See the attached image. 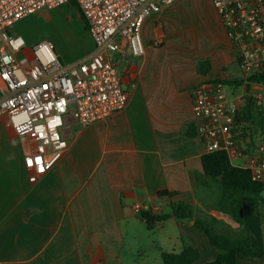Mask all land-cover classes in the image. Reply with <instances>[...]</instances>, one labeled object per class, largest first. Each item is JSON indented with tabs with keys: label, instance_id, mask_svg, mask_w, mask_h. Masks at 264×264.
Here are the masks:
<instances>
[{
	"label": "crops",
	"instance_id": "1",
	"mask_svg": "<svg viewBox=\"0 0 264 264\" xmlns=\"http://www.w3.org/2000/svg\"><path fill=\"white\" fill-rule=\"evenodd\" d=\"M178 1L143 25L145 49L129 63V72L137 79L125 109L85 127L69 118L62 130L67 149L36 182L28 181L29 171L23 165L34 144L14 135L0 118V264H162V253L182 251L181 237L197 250L195 264L214 260L216 249L190 222L170 216L153 227H160L155 235L144 229L143 212L169 215L170 203L178 201L192 204L198 218L222 221L225 226L217 225L218 231L238 229L231 216L213 210L221 190L205 177L197 183L195 173H203L204 144L196 131L186 134L195 123L191 90L205 81L237 78L233 51L211 0H206L208 14L205 11L203 17L209 37L192 44L190 39L188 45L168 43L179 30L165 32L163 21L169 20ZM65 7L77 14L79 31L65 28L60 40L53 35L46 40L45 28L39 25L44 11L38 12L12 29L23 37L24 51L51 41L65 65L91 55L93 41L78 7ZM54 10L65 15L61 7ZM155 41L161 44L157 47ZM173 49L181 58L170 57L176 54ZM206 58L211 70L201 75L196 61ZM245 160L230 163L242 167ZM260 181L264 183V168ZM163 190L178 194L158 197ZM136 203L149 210L136 211ZM242 212V227L251 245L264 247V223L244 203ZM148 247L157 249V254H147ZM237 264H264V257L238 258Z\"/></svg>",
	"mask_w": 264,
	"mask_h": 264
},
{
	"label": "built area",
	"instance_id": "2",
	"mask_svg": "<svg viewBox=\"0 0 264 264\" xmlns=\"http://www.w3.org/2000/svg\"><path fill=\"white\" fill-rule=\"evenodd\" d=\"M93 41L91 55L65 65L53 47L40 42L28 49L12 29L22 19L50 11L68 0H0V118L17 137L34 144L24 156L28 181L36 182L63 156L62 134L68 119L81 126L105 121L122 111L136 87L130 60L143 55L144 23L177 0H74ZM233 51L236 77L247 81L264 73V0H211ZM127 76V83L124 78ZM221 80L205 81L191 90L196 134L205 153L224 152L229 161L245 158L241 168L260 181L264 138L242 144L236 120L239 110ZM255 106L264 104V81L252 84ZM249 142V140H248ZM136 211L149 207L136 203Z\"/></svg>",
	"mask_w": 264,
	"mask_h": 264
},
{
	"label": "trees",
	"instance_id": "3",
	"mask_svg": "<svg viewBox=\"0 0 264 264\" xmlns=\"http://www.w3.org/2000/svg\"><path fill=\"white\" fill-rule=\"evenodd\" d=\"M67 5L77 7L74 0H68ZM197 72L201 75L211 70L209 59L196 61ZM225 85H246L250 89L252 84L264 81V73L250 77L246 82L239 78L221 80ZM236 120L238 124L245 125L241 131V137L249 139V145L264 138V104L255 106L253 98H245L244 106L237 111ZM195 126L190 125L186 130L187 135L195 134ZM249 131V133H247ZM202 174H196L197 183L200 178L205 177L220 186L221 194L213 205L215 212H221L232 217L238 223L237 230L224 228L218 231L216 226L223 222L213 216L198 218L194 214L193 205L178 201L170 203L171 214L152 216L143 212L142 217L146 220L147 227L152 229L157 223L174 217L181 222H190L191 226L203 233L210 244L216 249L214 260L205 264H237L238 258L258 259L264 257V247H253L250 243L249 234L243 229L242 204H246L258 217L260 223H264V183L252 180L250 171L241 167L231 165L224 152L204 153L201 156ZM178 194L174 191H159L158 197L170 199ZM183 248L178 254L162 253V264H195L199 254L191 244L181 237Z\"/></svg>",
	"mask_w": 264,
	"mask_h": 264
},
{
	"label": "rangeland",
	"instance_id": "4",
	"mask_svg": "<svg viewBox=\"0 0 264 264\" xmlns=\"http://www.w3.org/2000/svg\"><path fill=\"white\" fill-rule=\"evenodd\" d=\"M205 4H206V0H179L174 5L172 11L169 13L170 15L168 16L169 20L166 19L167 21L165 20L163 21L162 29L164 27L165 32H168L169 30H174V31L179 30V31L175 35L168 37V40H170V42L168 43L178 42L184 45H188L190 43V39L192 44V42H195L194 39H196V41L200 43L202 42V40H205L206 37H209V28L207 27L205 20L203 19L205 11L207 12ZM65 6L66 5L61 7L65 9L64 16H62L61 14H56L55 11L57 10H53V11L51 10V12L44 11L43 12L44 14L40 17L39 25L45 28L46 40H48V37L50 35H53L55 39L60 40V38H63L65 28H67L68 30L70 29L74 31H79L78 26L80 25V22L77 17V14L74 12L73 9H68ZM46 15H48L49 18L52 17V21L51 20L48 21ZM208 18L210 19V22L213 23L212 21L213 18L210 17V15ZM207 20L206 22H208ZM181 40L184 41L182 42ZM48 42L52 44L51 41ZM160 44H161L160 42H156L155 46L158 47ZM173 51L174 52L172 53H176V54H171L170 57L181 58L180 56L178 57L177 51L175 49H173ZM29 57H30L29 53L24 51V53L22 54V58H29ZM228 86H230L229 88H226V92L228 96L230 98H233L238 108L241 109L245 104V98L248 96H252L253 91L252 90L250 91L251 87L250 89H247L246 85L244 84L241 86H236V85H228ZM238 126H239L238 127L239 133H241L242 132L241 130L244 127H246L245 125H241V124H238ZM247 133H249V131H247ZM248 140L249 139L246 134V136L242 138V144L248 146L250 143L248 142ZM214 185L216 188L220 190V186L218 184L214 183ZM137 216L141 217V214L139 213ZM143 225H144L143 226L144 229L147 230L148 229L147 225L146 224ZM158 229H160V227L153 228V230L151 229L153 235L157 233ZM153 238L156 237L154 236L151 237L150 239L153 240ZM157 252L158 250L153 247L147 248V254H153V253L157 254ZM152 259L153 258L151 257V260Z\"/></svg>",
	"mask_w": 264,
	"mask_h": 264
}]
</instances>
